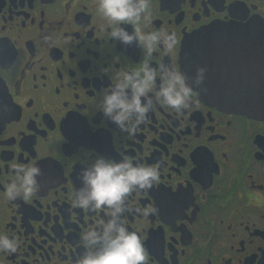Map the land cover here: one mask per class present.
Returning a JSON list of instances; mask_svg holds the SVG:
<instances>
[{
  "label": "flooded vegetation",
  "instance_id": "obj_1",
  "mask_svg": "<svg viewBox=\"0 0 264 264\" xmlns=\"http://www.w3.org/2000/svg\"><path fill=\"white\" fill-rule=\"evenodd\" d=\"M97 4L0 0V231L21 241L17 252H0V264H73L85 251L81 233L108 218L73 203L79 173L97 154L121 153L162 161L160 180L131 193L123 214L143 237L147 264H264V121L196 90L180 113L155 103L132 135L104 120L103 89L143 55L109 39L115 25ZM150 8L142 30L175 35L174 49L161 46L151 62L182 72V44L196 31L264 23V0H150ZM14 163L41 169L31 199L3 197Z\"/></svg>",
  "mask_w": 264,
  "mask_h": 264
},
{
  "label": "clouds",
  "instance_id": "obj_2",
  "mask_svg": "<svg viewBox=\"0 0 264 264\" xmlns=\"http://www.w3.org/2000/svg\"><path fill=\"white\" fill-rule=\"evenodd\" d=\"M97 8L110 25H115L109 39L124 45L135 43L143 55L139 67L116 73L114 83L103 89L98 111L104 120L132 135L145 122L155 103L176 113L189 108L194 103L192 85L203 84L207 69L197 66L194 76L189 77L163 60L153 66V53L161 46L171 52L175 35L164 30H142V24L151 17L150 0H98ZM125 24L131 25L132 31L123 27ZM113 59L119 62V57ZM109 67L103 68V72L108 74ZM120 155L117 160L97 154L91 163L85 162L79 173L81 184L73 193V203L89 211L106 209L108 218L101 220L98 228L81 233L85 251L73 264H147L149 254L143 237L129 229L123 214L131 211L128 204L131 193L150 189L160 180L162 161L147 164L127 154ZM12 168L15 175L4 189L3 197L9 201L18 197L31 199L40 188L37 177L41 169L37 165L17 163ZM20 244L15 236L0 231V252H17Z\"/></svg>",
  "mask_w": 264,
  "mask_h": 264
},
{
  "label": "water",
  "instance_id": "obj_3",
  "mask_svg": "<svg viewBox=\"0 0 264 264\" xmlns=\"http://www.w3.org/2000/svg\"><path fill=\"white\" fill-rule=\"evenodd\" d=\"M180 60L189 77L206 67L203 84L192 85L203 100L264 121V23H212L185 39Z\"/></svg>",
  "mask_w": 264,
  "mask_h": 264
}]
</instances>
